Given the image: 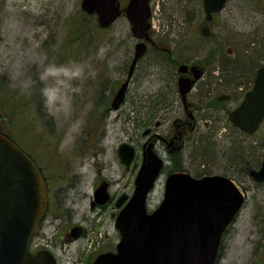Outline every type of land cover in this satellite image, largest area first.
I'll return each instance as SVG.
<instances>
[{"label":"rangeland","instance_id":"obj_1","mask_svg":"<svg viewBox=\"0 0 264 264\" xmlns=\"http://www.w3.org/2000/svg\"><path fill=\"white\" fill-rule=\"evenodd\" d=\"M120 1L122 6L128 2ZM186 1L185 7L180 0H153L151 31L164 38L160 46L171 49L175 57L179 54L177 60H197L208 70L200 80L212 88L205 91L204 103L212 104L224 93L230 98L216 109L200 111L199 126L190 136L184 160L176 164L198 175L226 173L248 190L233 222L231 240L229 230L223 238L225 250L217 264H264V183L255 184L248 172L245 177L241 173L259 166L264 122L248 135L232 126L228 111L221 108H234L250 86L251 77L238 79V74L235 77L229 71L230 61L246 55L255 66L264 63V0H227L212 21L205 19L202 0L182 3ZM207 27L209 34H202ZM96 28L95 16L81 9V0H0V105L8 98L6 109H14L9 118L0 119V128L13 135L57 187L52 196L58 195L56 202L63 207L61 218L51 217L47 231L61 222L64 234L78 220L87 228L85 236L66 246L59 235L50 234L49 247L62 255L64 264L88 256L94 247L96 254L104 246H115L119 232L112 213L117 210L113 205L92 208L94 189L105 179L113 194L133 192L141 163L140 144L149 122L145 121L146 101L159 94L175 107L181 103L175 88L177 76L164 67L167 54H155L150 47L121 107L109 108L113 93L126 77L136 39L124 12L109 28ZM197 91L198 85L192 92ZM172 116L173 112L158 111L149 123ZM209 134L214 157L209 164L203 160V165L195 152L197 142ZM123 141L139 149L128 169L117 152ZM234 145L245 153L237 164L232 162ZM202 152L212 154L208 146ZM166 175H161L149 196L150 209L163 198Z\"/></svg>","mask_w":264,"mask_h":264},{"label":"water","instance_id":"obj_2","mask_svg":"<svg viewBox=\"0 0 264 264\" xmlns=\"http://www.w3.org/2000/svg\"><path fill=\"white\" fill-rule=\"evenodd\" d=\"M149 2L129 0L124 8L137 38L149 39ZM225 3L203 0L207 17L211 18ZM81 8L95 13L101 27H108L122 13L119 0H82ZM145 50L144 41L136 43L128 78L113 99L114 108L123 101L128 81ZM192 68L196 71V66ZM179 69L186 71L187 65L181 64ZM200 75L201 71H196L195 79ZM195 79L179 78L184 99ZM229 119L247 133H254L264 120V65L258 68L252 88L229 112ZM119 155L129 165L135 149L122 143ZM162 165V159L149 150L136 178L135 193L117 218L122 235L118 251L99 255L93 264H214L221 235L244 196L227 176L195 177L174 172L166 179L164 200L148 213L146 197ZM250 175L256 182L264 180V159ZM46 207L47 189L39 170L15 142L0 133V264H58L49 251L34 254L29 249Z\"/></svg>","mask_w":264,"mask_h":264},{"label":"flooded vegetation","instance_id":"obj_3","mask_svg":"<svg viewBox=\"0 0 264 264\" xmlns=\"http://www.w3.org/2000/svg\"><path fill=\"white\" fill-rule=\"evenodd\" d=\"M153 41L154 42L148 43V48H147L146 53L149 51L151 47L155 51V54H160L161 56H165V54L164 55L161 54V52H164L168 55L164 57V60L167 62V64L168 63L170 64L169 68L171 69V72L175 73V75L177 76L175 88H176V93H178L180 96L181 103L175 107L173 106L174 104H170V101H169L170 99L166 96H165L166 98L164 99V101H159L161 99L159 94H156V96L154 97L148 98L149 100L146 101V115L148 117L145 119V121L151 122L153 118L157 115L158 111H165L168 114L170 112H173V116L168 119L156 120L154 123L148 122L147 125L145 124L146 127L143 131V135L146 137V139L140 144V151H141L140 157L142 161V159L145 156V152L147 151L148 145L151 144L152 146L151 148L159 156H161L165 161V164L162 168V172L165 174V173L170 172L169 169H171V167L174 164H176L180 160H184V155L186 152V148L188 146L187 144L190 140V136L192 135V133H194L197 130L199 126L200 111L204 110L205 108L213 110V109H216L217 107H220V103L223 100H228L230 95L220 94L216 96V100L211 101L212 104L204 103L206 102L205 101L206 99L205 91H210L212 88L209 89L210 86L209 84L207 85L206 80L203 82H201L200 80L204 78L208 70L202 64H200L197 60H193V61H181L179 59L177 60V58L174 56L173 51L171 49H169L166 46H160L156 44L155 40ZM181 63H186L188 65L184 73H181L179 71V65ZM193 65L197 66V69H198L197 71L201 70V75L195 81L193 88L187 92L186 99H184L179 92L178 79L181 75H184L189 78L194 77L195 71L192 69ZM196 85H198V91L193 93L192 91L194 90ZM221 108L222 110L224 111L227 110L229 112L228 108L226 107H221ZM226 121L228 123L227 119ZM135 147H136V158H137V155L139 152L138 145H135ZM117 152H118V149H117ZM33 160L35 161V163L37 164V166L39 167L42 173V176L48 187V194H49L48 208H47V211L45 213V216L41 224V230L33 242V249L34 251H38L42 248H48L55 255L59 264H64V258L62 257V255L58 251H54L52 248L49 247V242L51 241L50 234L53 233L54 237L59 235V238L63 240L64 245L66 246L72 242L77 241L83 236H85L87 233V228L80 222V220H78V221H74L73 224L68 226L64 234H62L61 222H57L55 224L54 230L51 231L50 233L49 231H47V227L49 225L48 221L50 220L51 217L52 218L54 217L55 219L61 218L60 211L63 209V207L57 204L56 201H57L58 195H56L55 193H54V199H53L52 189L55 188V191H56L57 187L52 186L50 182L51 177H48L45 174V172L42 169L43 167H41L40 164H38L35 158H33ZM126 168H129V167H126ZM247 172L248 171L241 172L243 173V177H245ZM109 183L110 182L108 180L106 181L104 179L95 187L96 189L99 186L105 185L106 190L109 192L108 201L101 203L100 202L101 199H95L93 196L91 207L96 208V207H105L106 205H113L114 209H116L118 212L119 211V206H118L119 200L122 198L123 195H125L127 198L128 195L132 194V192H129V193L123 192L121 195L120 193L113 194L111 193ZM243 191L247 198L248 190H243ZM117 212L116 213L113 212L112 215L116 216ZM232 225L233 224H231L229 228L227 229V232L229 230L230 240L232 238L231 234L232 232H234V231H231L232 230L231 228L233 227ZM78 226L81 227V235L80 237L75 238L73 236V229L77 228ZM223 246H224V243L222 241L221 247H220L221 254H222V250H225L224 249L225 247L223 248ZM113 248H114L113 246L107 245V246L102 247V249L98 253H101L107 250H112ZM96 250H97V247H94L93 251L91 252L92 254L90 253L88 256H85V257H82V256L75 257L73 259L72 264H91L94 258L96 257V255L98 254V253L94 254Z\"/></svg>","mask_w":264,"mask_h":264},{"label":"trees","instance_id":"obj_4","mask_svg":"<svg viewBox=\"0 0 264 264\" xmlns=\"http://www.w3.org/2000/svg\"><path fill=\"white\" fill-rule=\"evenodd\" d=\"M188 1L190 2V0H188ZM179 3H180V5L183 4V6H185V4L187 3V1L185 3H182V0H180ZM177 11L180 12V13H182V9H179L178 8ZM184 14H185V12H184ZM97 27H98V25H97ZM96 29L99 30V27L96 28ZM178 53H179V51H178ZM176 57L179 58V54H177ZM237 58L238 57H236V59L234 61H230L229 65H228L229 71H232L235 77L238 74L237 75L238 76L237 77L238 79L239 78L240 79H244V78L246 79V78L251 77V80H249L250 81V85H251V82L253 81V78H254L255 73H256V68L261 63H258L257 62L256 66H255V64L253 63L252 58H249L246 55H240L239 58L238 59ZM164 65H165L164 67H167L170 64L168 63V64H164ZM246 88H249V87H246ZM159 96L161 97V99L159 101H164L165 98L162 95H159ZM7 101H8V98L6 100H4V102L0 105V119H7V118L10 117V115L14 114V109H6V104L4 105V103L7 102ZM5 110H7V111H5ZM0 127H1V125H0ZM209 137H210V134H209V136H207V138H204V139L202 138V139H200L197 142L200 147L197 145L198 146L197 149H199V150H198V152H195V153H197V156H196L197 161L202 162L204 160L205 161V164H207V163L209 164V162H210L209 160L214 157V153L212 152L213 145H212L211 139ZM235 145H234L235 152H234V156L232 158V162H234V164H237V163H240L241 162V159L244 158V156H245L244 154L245 153L243 152L242 148H239V147L237 148V147H235ZM201 146H203V147H201ZM207 146L209 148H211V153L212 154H210V153L208 154V153L202 152V149L204 147H207ZM200 151H201V153H200ZM250 151H251V149H250ZM250 151H249V153H250ZM202 163L204 165V162H202ZM176 168H180V167L177 166Z\"/></svg>","mask_w":264,"mask_h":264}]
</instances>
